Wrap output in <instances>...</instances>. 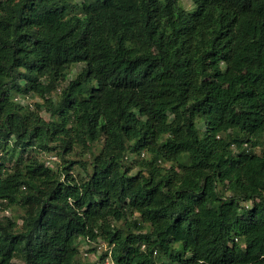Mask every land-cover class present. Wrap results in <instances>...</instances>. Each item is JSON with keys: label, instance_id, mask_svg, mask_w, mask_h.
Masks as SVG:
<instances>
[{"label": "trees", "instance_id": "1", "mask_svg": "<svg viewBox=\"0 0 264 264\" xmlns=\"http://www.w3.org/2000/svg\"><path fill=\"white\" fill-rule=\"evenodd\" d=\"M189 1L0 0V264H264V0Z\"/></svg>", "mask_w": 264, "mask_h": 264}, {"label": "rangeland", "instance_id": "2", "mask_svg": "<svg viewBox=\"0 0 264 264\" xmlns=\"http://www.w3.org/2000/svg\"><path fill=\"white\" fill-rule=\"evenodd\" d=\"M182 4L183 6L186 8V9H190L192 4L189 0H182ZM85 65L84 64H78L76 66H74L71 71L69 72V75H68V82L71 81V80H74L76 78L79 77V75L82 74L83 72V69H84ZM68 83H65L63 85H59L58 88L60 89H63ZM59 95H60V91H56L53 93L52 95V99L57 102L59 100ZM29 101V103L31 104H36V103H42V100L38 97V96H31L27 99ZM18 102H23L24 100L23 99H19L17 100ZM35 108V106L33 107V109ZM50 113L46 110H44L42 112V116L46 119V120H49L50 119ZM101 146H102V143H98V144H95L93 146V155L94 154H97L100 149H101ZM77 151H75L74 153H72L71 155L67 156V159L70 160V161H73V160H82V161H85V162H90L91 161V154H84L83 156H79V155H76ZM259 152V150H258ZM39 158L41 161H43L44 163H46L48 166H51L54 170H58L59 167L61 165L64 164V162L62 161L61 157L58 155V152L57 151H45V152H41L39 154ZM132 158H139L137 156H132ZM165 167L167 168H170V165L169 164H165ZM90 170V166L88 168ZM136 172V170L134 171ZM73 174L74 176L76 177H83L84 176V172L81 171L78 166L75 167L73 169ZM22 212L20 210H9V211H0V217H4V216H15L17 217L18 215L21 216ZM19 224H21V221H19ZM96 246L95 245H88L86 243H83V242H80V248H81V255L83 256V261L85 263H89V262H97V260L99 259V257L103 254V250H105V246H101L97 249V251H94V252H89L90 249L92 248H95ZM107 247V246H106ZM99 251V253H98ZM85 253H88L87 256H85ZM16 262L18 264H24L21 260L17 259Z\"/></svg>", "mask_w": 264, "mask_h": 264}, {"label": "built area", "instance_id": "3", "mask_svg": "<svg viewBox=\"0 0 264 264\" xmlns=\"http://www.w3.org/2000/svg\"><path fill=\"white\" fill-rule=\"evenodd\" d=\"M95 246H97V245H95ZM101 246H105V250H103V252L108 250V247H106V245L103 244V243H101L99 246H97V249H98L99 247H101ZM98 253H99V251H98ZM87 255H88V253H85V256H87ZM105 264H115V263L112 261V259H111V252H110V251H109V256H108V257L106 258V260H105Z\"/></svg>", "mask_w": 264, "mask_h": 264}]
</instances>
